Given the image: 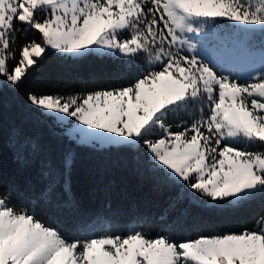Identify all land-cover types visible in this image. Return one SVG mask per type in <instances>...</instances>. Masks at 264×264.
Instances as JSON below:
<instances>
[{"label":"snow or ice","instance_id":"6c2138e0","mask_svg":"<svg viewBox=\"0 0 264 264\" xmlns=\"http://www.w3.org/2000/svg\"><path fill=\"white\" fill-rule=\"evenodd\" d=\"M221 24L246 48L259 33L264 47V0H0V90H24L41 114L74 120L70 139L142 146L181 190L171 209L182 200L241 207L264 199V63L246 76L224 67L208 47L223 43ZM50 52L119 58L129 72L119 86L80 94L27 88ZM55 190L52 179L41 198ZM0 264H264V214L253 228L184 241L143 228L70 235L0 185Z\"/></svg>","mask_w":264,"mask_h":264},{"label":"trees","instance_id":"16d2710c","mask_svg":"<svg viewBox=\"0 0 264 264\" xmlns=\"http://www.w3.org/2000/svg\"><path fill=\"white\" fill-rule=\"evenodd\" d=\"M128 72L119 58L96 53L72 58L50 52L26 87L45 94H80L119 86ZM66 156L71 157L70 170L65 169ZM52 179L56 190L49 202L41 193ZM0 185L36 203L46 218L70 235L109 227L113 232L143 228L184 241L253 228L264 214L260 198L237 208L182 200L171 209L170 201L181 190L150 168L142 146L137 151L121 145L77 144L56 119L28 104L24 90L11 87L0 90Z\"/></svg>","mask_w":264,"mask_h":264},{"label":"rangeland","instance_id":"374dc122","mask_svg":"<svg viewBox=\"0 0 264 264\" xmlns=\"http://www.w3.org/2000/svg\"><path fill=\"white\" fill-rule=\"evenodd\" d=\"M217 32L220 36V40L223 43L213 40V42L209 44L208 47L213 55H217L218 58L221 59V63L224 65V67L230 69L233 73H239L245 76L249 72L255 74V70L261 68L262 63H264V47L261 46L259 33L255 34L251 48H246L241 41L237 40L233 36L231 30L225 25H219L217 27ZM225 45L229 50L232 51V55L228 56L227 58L219 57V51L222 50ZM59 123L64 126L66 134L68 133L70 126L76 124L74 120ZM70 140H73L77 144H89L100 148L104 146H110L109 144H101L99 142L81 143L78 142V140Z\"/></svg>","mask_w":264,"mask_h":264}]
</instances>
